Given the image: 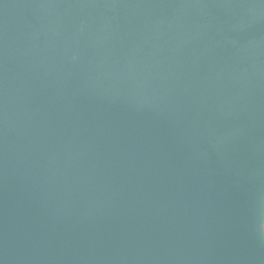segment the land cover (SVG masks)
Segmentation results:
<instances>
[{
	"label": "water",
	"instance_id": "95a60500",
	"mask_svg": "<svg viewBox=\"0 0 264 264\" xmlns=\"http://www.w3.org/2000/svg\"><path fill=\"white\" fill-rule=\"evenodd\" d=\"M264 0H0V264H264Z\"/></svg>",
	"mask_w": 264,
	"mask_h": 264
},
{
	"label": "bare ground",
	"instance_id": "6f19581e",
	"mask_svg": "<svg viewBox=\"0 0 264 264\" xmlns=\"http://www.w3.org/2000/svg\"><path fill=\"white\" fill-rule=\"evenodd\" d=\"M257 215L255 217V233L258 240L264 246V181L257 193Z\"/></svg>",
	"mask_w": 264,
	"mask_h": 264
}]
</instances>
